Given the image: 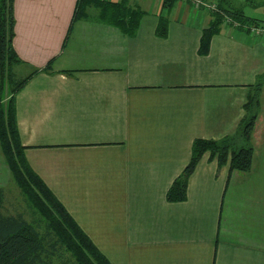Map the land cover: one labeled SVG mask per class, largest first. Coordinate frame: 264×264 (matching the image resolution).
I'll use <instances>...</instances> for the list:
<instances>
[{
  "label": "crops",
  "instance_id": "0c3cea01",
  "mask_svg": "<svg viewBox=\"0 0 264 264\" xmlns=\"http://www.w3.org/2000/svg\"><path fill=\"white\" fill-rule=\"evenodd\" d=\"M108 1L145 11L134 35L94 7L75 17L79 0L13 1L17 66L48 68L16 94L28 162L112 264H264V84L251 169L230 172L207 151L187 199L166 198L195 138L236 131L264 37L226 21L202 54L212 10Z\"/></svg>",
  "mask_w": 264,
  "mask_h": 264
},
{
  "label": "trees",
  "instance_id": "16d2710c",
  "mask_svg": "<svg viewBox=\"0 0 264 264\" xmlns=\"http://www.w3.org/2000/svg\"><path fill=\"white\" fill-rule=\"evenodd\" d=\"M14 0H0V76L8 80L10 95L0 96V146L11 175L24 194L29 205L28 217L22 212H11L5 206L6 193L0 186V264H112L98 248L91 237L82 229L63 203L28 162L18 130L16 117V94L37 73L44 69H34L17 77L14 66L20 62L13 46ZM178 0H162L164 9L169 10ZM224 6L217 2L212 10V21L202 29L199 52H209L211 38L219 33L224 22H232L240 27L257 24L264 27V20L244 14L239 7ZM94 7L103 21L114 24L128 35L137 32L144 10L122 1L79 0L75 17H83L87 9ZM169 17L160 14L155 32L165 37L168 32ZM264 84V72L251 84L244 103L245 113L236 131L218 139L195 138L191 156L173 180L166 192L168 201L187 199L188 179L205 152L217 157L218 165L229 160L230 172L251 169L256 147L253 143L255 122L260 108V96ZM6 100V102H4Z\"/></svg>",
  "mask_w": 264,
  "mask_h": 264
},
{
  "label": "rangeland",
  "instance_id": "374dc122",
  "mask_svg": "<svg viewBox=\"0 0 264 264\" xmlns=\"http://www.w3.org/2000/svg\"><path fill=\"white\" fill-rule=\"evenodd\" d=\"M214 2H221L224 6L230 7V4L235 7H239L243 9L245 15L250 17H255L259 20H264V0H211ZM14 70L17 74V77H22L26 75L27 71L19 69L17 65L14 66ZM10 95V87L8 84V80L2 81L0 76V96L3 98H8ZM6 102V100L4 101ZM6 172L9 170L6 169ZM10 175L5 176L2 174L0 177V181L2 183V187L5 190L6 197H5V206L11 212H22L28 217L30 212L29 205L27 200L17 186L16 182L14 181L11 173Z\"/></svg>",
  "mask_w": 264,
  "mask_h": 264
},
{
  "label": "built area",
  "instance_id": "2783aa9c",
  "mask_svg": "<svg viewBox=\"0 0 264 264\" xmlns=\"http://www.w3.org/2000/svg\"><path fill=\"white\" fill-rule=\"evenodd\" d=\"M195 8H203L206 10H216L217 3L209 0H189ZM255 36L264 37V27L257 24H250L246 27Z\"/></svg>",
  "mask_w": 264,
  "mask_h": 264
}]
</instances>
